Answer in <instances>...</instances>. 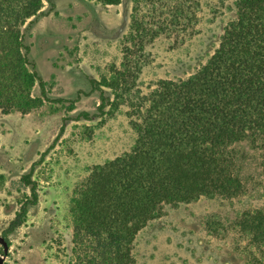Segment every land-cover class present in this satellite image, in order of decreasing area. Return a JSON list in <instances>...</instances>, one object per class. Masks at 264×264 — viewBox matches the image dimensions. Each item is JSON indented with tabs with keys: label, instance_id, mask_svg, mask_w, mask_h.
<instances>
[{
	"label": "rangeland",
	"instance_id": "374dc122",
	"mask_svg": "<svg viewBox=\"0 0 264 264\" xmlns=\"http://www.w3.org/2000/svg\"><path fill=\"white\" fill-rule=\"evenodd\" d=\"M43 1L44 13L25 42L50 102L27 115L0 112V236L9 245L6 255L0 246L3 264L74 263L75 190L93 167L128 152L135 140L129 104L107 105L101 114L99 93L90 92L89 84L119 67L133 18L164 23L179 10L180 25L145 50L136 89L147 96L160 81L186 79L207 61L235 19L237 0H120L112 6L94 0ZM31 95L40 97L37 85ZM83 112L93 117L83 119ZM232 150L244 193L164 205L161 216L136 235L132 264H246L247 239L238 222L249 212L264 213V181L258 151L245 143ZM30 172L38 202L21 227L4 235L30 196L21 179Z\"/></svg>",
	"mask_w": 264,
	"mask_h": 264
},
{
	"label": "trees",
	"instance_id": "16d2710c",
	"mask_svg": "<svg viewBox=\"0 0 264 264\" xmlns=\"http://www.w3.org/2000/svg\"><path fill=\"white\" fill-rule=\"evenodd\" d=\"M94 1L107 6L120 3ZM234 7L235 19L225 26L217 48L188 78L160 81L147 96L136 89L146 48L180 25L176 9L164 23L134 17L119 67L100 81L89 80L90 92L99 93L101 114L107 105L129 104L135 140L128 152L93 167L75 190L73 264H132L136 235L161 216L164 205L242 195L234 145L245 143L260 153L264 181V0H237ZM43 9V0H0V112L4 115H27L50 102L47 83L29 59L25 42ZM36 85L39 98L31 95ZM80 117L93 116L83 112ZM63 131L61 127L59 135ZM30 174L21 178L30 196L21 202L4 235L21 227L29 208L38 202ZM238 227L247 239L246 264H264V213L249 212L239 218Z\"/></svg>",
	"mask_w": 264,
	"mask_h": 264
},
{
	"label": "water",
	"instance_id": "95a60500",
	"mask_svg": "<svg viewBox=\"0 0 264 264\" xmlns=\"http://www.w3.org/2000/svg\"><path fill=\"white\" fill-rule=\"evenodd\" d=\"M0 246L2 247L3 254L6 255L9 249V245L5 238H3L2 236H0ZM0 264H3V257L0 258Z\"/></svg>",
	"mask_w": 264,
	"mask_h": 264
}]
</instances>
